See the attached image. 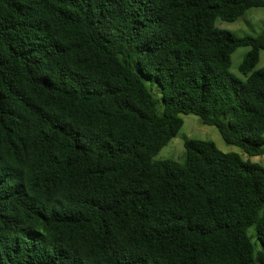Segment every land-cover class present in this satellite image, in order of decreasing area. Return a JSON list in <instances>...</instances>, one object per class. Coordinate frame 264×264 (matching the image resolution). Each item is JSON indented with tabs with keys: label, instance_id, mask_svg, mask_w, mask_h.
Instances as JSON below:
<instances>
[{
	"label": "trees",
	"instance_id": "obj_1",
	"mask_svg": "<svg viewBox=\"0 0 264 264\" xmlns=\"http://www.w3.org/2000/svg\"><path fill=\"white\" fill-rule=\"evenodd\" d=\"M253 6L0 0V264H264V166L153 159L187 113L264 153V31L218 26Z\"/></svg>",
	"mask_w": 264,
	"mask_h": 264
},
{
	"label": "rangeland",
	"instance_id": "obj_2",
	"mask_svg": "<svg viewBox=\"0 0 264 264\" xmlns=\"http://www.w3.org/2000/svg\"><path fill=\"white\" fill-rule=\"evenodd\" d=\"M218 26L237 35H256L264 31V6L250 7L244 12L243 15L233 21L218 20ZM247 50L248 47L240 46L236 48L231 55V64L229 70L231 73L240 77L241 79H243V75L238 72L237 67ZM262 67H264V48L260 50L259 59L255 69ZM146 81L148 82L149 86L153 87L152 91L154 94H156V90H158V97H160V86L151 79L147 78ZM181 116L183 118L182 127L166 145L162 146V148L154 155L153 159H172L183 162L185 158L183 142L185 139L194 138L212 140L222 151L237 152L242 156L243 159H248L251 162H255L261 166H264V153L260 155L249 156L245 154L237 145L226 143L221 137L216 126L202 123L200 118L192 113L181 114ZM249 232H253V228H250Z\"/></svg>",
	"mask_w": 264,
	"mask_h": 264
}]
</instances>
